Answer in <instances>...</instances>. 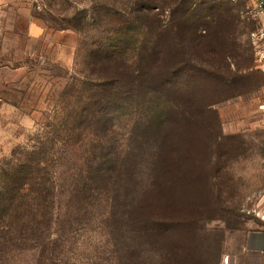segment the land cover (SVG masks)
Segmentation results:
<instances>
[{
  "label": "rangeland",
  "instance_id": "1",
  "mask_svg": "<svg viewBox=\"0 0 264 264\" xmlns=\"http://www.w3.org/2000/svg\"><path fill=\"white\" fill-rule=\"evenodd\" d=\"M155 4L151 0H0V166L14 156V150L31 147L54 133L66 134L57 126L75 114L65 106L74 109L81 98L75 78L83 58L79 53L77 59L81 40L77 29L90 25L91 37L98 25L124 20L138 25L136 15L122 14V9ZM248 7L239 1L196 0L186 17L184 6L154 11L168 21L174 38L195 31L208 34L205 52L214 54L216 62L204 64H218L221 69L225 60L230 61L235 76L228 87L232 95L225 99L215 94L223 89L222 82L212 74L203 75L198 67L192 77H180L179 84L186 82L177 88V99L203 112L189 113L191 119L183 120L175 131L178 137L173 142L178 144L172 146L173 157L182 177L170 183L171 189H164L166 196L155 218L158 243L154 245L146 233L139 238L141 264H239L244 234L264 229V110L260 108L264 65L253 37L256 21L246 14ZM141 21L150 20L142 16ZM73 83L76 86L71 88ZM209 102H214L211 109ZM67 167L62 166L64 176ZM152 221L146 220L145 230ZM95 226L100 230L98 221ZM91 235L98 233L87 232L83 240ZM26 251L10 252L7 263L36 264L37 256Z\"/></svg>",
  "mask_w": 264,
  "mask_h": 264
},
{
  "label": "trees",
  "instance_id": "2",
  "mask_svg": "<svg viewBox=\"0 0 264 264\" xmlns=\"http://www.w3.org/2000/svg\"><path fill=\"white\" fill-rule=\"evenodd\" d=\"M151 1L155 6L122 9L136 15L138 25H98L91 37L90 25L77 29L81 98L76 109L65 106L75 114L57 126L66 134L14 150L0 166V264H8L10 252L26 250L37 256L36 264H141L142 235L158 243L155 218L164 189L182 177L173 157L175 131L189 113L203 112L177 99L186 82L179 84L180 77L198 67L222 82L215 94L225 99L235 73L227 60L221 69L204 64L216 62L205 52L208 34L174 38L168 21L154 13L184 6L186 17L196 0ZM142 16L150 21L142 23ZM87 232L98 235L83 240Z\"/></svg>",
  "mask_w": 264,
  "mask_h": 264
},
{
  "label": "crops",
  "instance_id": "3",
  "mask_svg": "<svg viewBox=\"0 0 264 264\" xmlns=\"http://www.w3.org/2000/svg\"><path fill=\"white\" fill-rule=\"evenodd\" d=\"M252 5V0H239ZM257 29H264V15L256 19ZM264 67V66H263ZM239 264H264V229L249 231L243 236V254H239Z\"/></svg>",
  "mask_w": 264,
  "mask_h": 264
},
{
  "label": "built area",
  "instance_id": "4",
  "mask_svg": "<svg viewBox=\"0 0 264 264\" xmlns=\"http://www.w3.org/2000/svg\"><path fill=\"white\" fill-rule=\"evenodd\" d=\"M229 1L236 2L239 0H229ZM252 1L253 4L249 5L246 14L248 15L249 18L256 20L260 18L262 15H264V0H252ZM253 37L256 44H258L260 47V50L258 52L259 61L261 62V64L264 65V47H262L261 45V43L264 42V29H260L256 31L253 34ZM260 108L264 110V102L260 105Z\"/></svg>",
  "mask_w": 264,
  "mask_h": 264
}]
</instances>
